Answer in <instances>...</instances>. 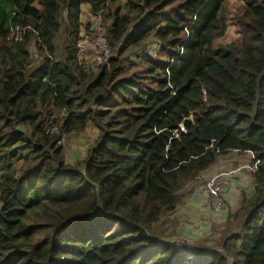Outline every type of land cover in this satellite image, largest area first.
Listing matches in <instances>:
<instances>
[{
    "label": "trees",
    "instance_id": "trees-1",
    "mask_svg": "<svg viewBox=\"0 0 264 264\" xmlns=\"http://www.w3.org/2000/svg\"><path fill=\"white\" fill-rule=\"evenodd\" d=\"M238 1L0 0V264H264V0ZM83 9L113 53L98 69L77 59ZM236 151L259 161L242 233L177 248L154 228Z\"/></svg>",
    "mask_w": 264,
    "mask_h": 264
},
{
    "label": "rangeland",
    "instance_id": "rangeland-1",
    "mask_svg": "<svg viewBox=\"0 0 264 264\" xmlns=\"http://www.w3.org/2000/svg\"><path fill=\"white\" fill-rule=\"evenodd\" d=\"M240 6L241 3L238 0H231L228 11L237 12ZM83 13L81 35L87 34L86 30L90 26L92 27V24L95 22L90 13H87V11ZM238 38L239 32L237 28L230 26L225 38L220 43H233ZM63 47L64 43L60 38L57 41L56 52V59L59 61L64 59ZM37 61L38 59L35 58V65ZM98 136L99 131L96 128H89L84 133L74 134L63 140L62 145L66 153L67 162L71 165H77L79 162H82L87 156L88 148L94 144ZM252 163L253 159H251V156L249 160L240 154H229L225 159L219 161L214 168L204 173L200 179L186 186L183 193L184 198L186 199L191 195V200L183 201L173 215L165 218L167 224L161 222V225L156 226L154 229L158 230L157 232H161L160 230H162L163 237L175 243L177 248L183 246L186 249H198L203 255L208 254L212 250L221 251L222 245L228 237L233 234L242 233L243 220L238 216V212L242 207L243 198L251 197L255 187L253 185V189L248 190L246 194H242L248 184L243 185L239 189L236 185V179L244 175L252 177L253 173L250 168L253 165ZM214 178H217L221 184L220 196L223 200L222 203L226 206L225 212L216 213L214 207L215 201L205 190L207 184ZM234 182L235 187H233ZM229 188L232 189V192ZM199 201L200 204L194 203ZM190 202V206L197 207L200 212L192 215L188 211V204ZM162 225H166V227L162 228Z\"/></svg>",
    "mask_w": 264,
    "mask_h": 264
},
{
    "label": "built area",
    "instance_id": "built-area-1",
    "mask_svg": "<svg viewBox=\"0 0 264 264\" xmlns=\"http://www.w3.org/2000/svg\"><path fill=\"white\" fill-rule=\"evenodd\" d=\"M95 22L86 31L87 34L81 35V39L78 42V53L77 59L81 65H87L93 69H98L104 66L113 56L111 48L105 39L106 28L102 25V20L100 17H94ZM97 21V23H96ZM155 50L157 52L160 50V46L155 45ZM181 130L184 131L183 126ZM251 159H253V165L250 167L251 172L254 173L259 165V161L253 155L249 153ZM200 179V178H199ZM221 184L217 178H214L206 186V191L213 197L215 203V211L221 212L226 210V206L221 199Z\"/></svg>",
    "mask_w": 264,
    "mask_h": 264
},
{
    "label": "crops",
    "instance_id": "crops-1",
    "mask_svg": "<svg viewBox=\"0 0 264 264\" xmlns=\"http://www.w3.org/2000/svg\"><path fill=\"white\" fill-rule=\"evenodd\" d=\"M86 10L87 9H83V12L85 11L86 12ZM232 153H234V154H240L241 156H245V158H247V159H249L250 160V154L249 153H241V152H238V151H236V152H232ZM228 156V155H227ZM227 156H225V157H223V158H221L219 161H221L222 159H225ZM217 165V164H216ZM215 165V166H216ZM214 168V167H213ZM212 169V168H211ZM210 169V170H211ZM210 170H208V171H210ZM207 171V172H208ZM207 172H205V173H207ZM246 178H248V179H246ZM232 182V181H231ZM245 184H248L245 188H244V191H243V193L242 194H246V192L248 191V190H250V189H253V185H254V182H253V178L252 177H246V175H244V176H242V177H239L238 179H236V185H237V187L240 189V188H242L243 187V185H245ZM231 185V184H230ZM233 187H235V182H234V185H233ZM227 189V188H226ZM225 189V190H226ZM230 190H231V192H232V189L231 188H229ZM231 194V193H230ZM232 195V194H231ZM191 195H189L185 200L183 199V201L185 202L186 200H191ZM194 199V198H193ZM198 200H200V199H198ZM194 203H197V204H200V201L199 202H194ZM190 204H191V202L188 204V211H190L191 212V214L193 215V214H195V213H198V212H200L199 210H198V208L197 207H195V206H190ZM180 206V205H179ZM179 208V207H178Z\"/></svg>",
    "mask_w": 264,
    "mask_h": 264
}]
</instances>
